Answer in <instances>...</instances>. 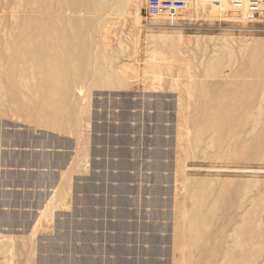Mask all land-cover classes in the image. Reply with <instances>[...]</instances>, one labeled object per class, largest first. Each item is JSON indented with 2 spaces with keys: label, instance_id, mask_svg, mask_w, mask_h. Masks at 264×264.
<instances>
[{
  "label": "rangeland",
  "instance_id": "1",
  "mask_svg": "<svg viewBox=\"0 0 264 264\" xmlns=\"http://www.w3.org/2000/svg\"><path fill=\"white\" fill-rule=\"evenodd\" d=\"M144 3L140 0L139 26L131 21L118 25L111 16L102 21L111 31L109 47L99 48L96 35L99 50L93 48L84 58L82 76L75 80L80 84L71 80L63 87L70 89L65 98L72 97L79 112L74 131L60 132L36 121L44 97L35 91L44 86L25 92V99H32L29 110L10 111L8 99L0 109V264H240L236 249L221 257L224 243L234 245L235 239H220L217 232L227 223L231 231L248 207L264 206V135L259 132L264 82L246 120L259 116L262 125L252 131L237 120V104L248 95L242 82L250 83L248 92L259 79L243 74L251 52L246 46L256 39L264 42V28L229 16L208 21L194 12H183L178 27H168L167 18L145 17ZM229 7L228 14H234ZM1 28L0 23V34ZM162 32L183 34L186 43L155 44L148 38ZM83 39L93 41L89 35ZM150 51L163 56L161 62ZM121 64L124 72L118 70ZM29 134L47 136L34 141ZM45 158L51 168L46 172L50 180L43 183L38 172ZM28 174L37 178L33 194L44 184L53 190L34 224L43 195L34 197L29 213L4 212L10 207L1 205L31 198L2 187L11 181L25 185ZM75 185L86 193H77L73 203ZM61 190H69L66 206L61 204L66 199L57 197ZM65 210L72 213L69 228L60 215ZM201 215L206 217L202 223ZM260 219L259 253L250 264H264V212ZM219 241L223 248L216 245Z\"/></svg>",
  "mask_w": 264,
  "mask_h": 264
},
{
  "label": "bare ground",
  "instance_id": "2",
  "mask_svg": "<svg viewBox=\"0 0 264 264\" xmlns=\"http://www.w3.org/2000/svg\"><path fill=\"white\" fill-rule=\"evenodd\" d=\"M146 2L147 0H145L144 8ZM196 2L197 0H192L183 9H181L182 11L181 10L177 11L174 17H169L164 10H161L153 17L158 19L167 18V21H169L168 23H166L168 27H178L177 25L179 23L180 18L185 16L183 12L189 15L194 12L193 13L194 16L201 15L205 17V19H207L208 21L220 22L223 20V17L226 18L228 16H229L228 19L230 20L232 19L234 21H238V20L244 21L245 19L246 21V18L244 17L243 13L240 12L236 13L238 12V10L235 11L234 14H230V15L228 14V10L230 9L229 5L233 7L230 0H218L217 2H212L210 0H202V1L198 0V2L197 3ZM195 3H196V7H195ZM210 3L215 5H212ZM139 7H140V0H3L0 1V13H1L0 23L2 24V28H1L2 34H0L2 36L0 40V109L4 108V106L7 105L6 100L8 99L10 101L8 102L10 111L23 113L24 110L26 109L29 110V106L31 105L30 103L32 99L31 101H29L30 98L29 100L25 99L27 97V94L25 92L27 91L29 92L30 90H32L33 86L34 88L44 86V88H40L38 89V91H35L39 94V96L44 97V99L39 102V103L42 102V104L38 106L37 109L38 111L35 110L37 116L36 121L38 123L44 122L45 126L50 127L54 130H58L60 132H64V131L72 132V130L74 131L77 124L76 121L74 122L75 120L74 118L75 115L78 114L79 112L78 113L76 112L75 114L74 104H72L71 102L73 101L71 100L72 97L70 99L65 98V95H68V93H70V89L68 90L69 91L68 92L66 87L65 88L63 87L67 85L71 80L73 82L81 78L82 76L81 73L83 72V65H84L83 60L86 57L88 58L90 57V53H92L91 50H93V48L98 49V47L97 48L95 47L96 45H98L99 42L101 44V46L99 45V48L102 47V45H104L105 48L109 47V44L111 43L110 42L111 38L108 37L110 30L107 31L108 25L106 26L104 23H102V21L106 20L107 17L111 16L112 18L117 19L116 21L118 25L123 26L126 24L127 21H131L133 26L135 25L139 26L140 25ZM6 11L8 13H6ZM114 24L116 25V23ZM159 25H162V23L160 24L158 23V26ZM112 30H114V28ZM156 33L155 34L149 33L150 36H148V38L150 37V40L153 39V43L155 44L175 46L181 44L182 42H185L182 37L183 34L179 35L176 32L175 33L173 32V34H165L163 32L159 34ZM85 34L89 35L90 39L92 37L93 41L91 40L88 41L86 39H83L84 36L86 37ZM98 34L101 37L99 42L98 40L97 41L95 40V37ZM110 35H111V31H110ZM113 36H115V34ZM97 38L98 37H96V39ZM257 40L258 39H256V41L246 46V48L249 47L251 49V52L248 58L247 65L245 66V69L243 71L244 72L243 74L250 72L252 74H249V76L257 77L259 79L253 81V87L248 92L246 91L247 90L246 85L250 83H248V80L242 82L243 84L242 86H245L244 93L248 95H246L247 99L237 104L239 109V115H237L238 117L237 120H239V122L237 121L238 124L241 127L247 124L248 126H250L249 129L252 131H255L258 128V125L260 124L259 120L261 118L259 116L254 117L252 118L251 123L246 122V120L252 116L250 111L255 107L254 104H256L255 103L257 99L256 92L260 88L261 85L260 83L264 82V56H263L264 42ZM117 42L119 43V41ZM105 48L102 49H104L105 51ZM101 52L103 54V51ZM149 53H151V51ZM154 54L151 53L152 57L155 56L157 57L158 54L155 56ZM99 56H101V54H99ZM149 57L150 56L148 55L147 58ZM159 57H163V56H159ZM162 59L163 58H161V60ZM159 61L160 58L158 62ZM163 62H165L164 59ZM123 64L125 65V63ZM123 64H121L118 67V70L121 72H124ZM86 67L89 68V66L87 65ZM88 71L89 69L84 70V73L85 74L86 72L89 73ZM206 73L207 71H205V74ZM85 81L86 80H84V82ZM76 83L79 82L77 81ZM87 83L85 85H87ZM85 85H84V89L86 87ZM77 89H76L77 92L82 91L81 88H77ZM261 93L263 96L264 91ZM23 99H25L24 102H21V100ZM259 108L260 105L257 107V109ZM259 114L261 115V113ZM258 117L259 120H257ZM77 118H79V115ZM79 122L80 121H78V124ZM259 128H260L259 132L262 135H264V124L261 127L259 126ZM249 134L251 135V132ZM258 134L259 133H257L256 135ZM182 136H183L182 133H180L179 140L182 138ZM257 138L256 141H258ZM259 139L261 140V138ZM263 142H261L260 144H262ZM250 144L252 146L253 142ZM255 144L258 143L255 142L254 145ZM254 155L255 154H253V156L252 155L250 156L252 157L251 161L254 158ZM231 171H233L232 168ZM186 176L188 175L186 174ZM246 191L248 192V190ZM262 212H264L263 205L261 206L260 204H258L254 207L252 205L247 209H245L244 212H240L241 215H239L237 222L234 223L235 219L230 220V222L235 224L233 225L231 231L228 232V228H227L229 226L228 223L225 224V226L222 225L219 227L220 229L218 230L217 234H219L220 239L223 240H225L226 238L235 239L233 243L234 245L230 246L229 245L230 243H228L227 241L226 243H224L225 248L222 249L220 252L221 254L223 253L221 257L228 256V253L230 251L236 249L239 254L238 261L240 262V264H250V262L253 261L254 259L253 257L259 253L258 250V246H260L259 239L262 237V225L260 219ZM205 218L206 217L204 215H201V217L198 219L202 223L205 221ZM195 220L197 219H194V222L191 223V226H195ZM224 244L222 243V245ZM216 245L218 247L219 246L222 247L220 241L217 242Z\"/></svg>",
  "mask_w": 264,
  "mask_h": 264
},
{
  "label": "crops",
  "instance_id": "3",
  "mask_svg": "<svg viewBox=\"0 0 264 264\" xmlns=\"http://www.w3.org/2000/svg\"><path fill=\"white\" fill-rule=\"evenodd\" d=\"M46 136H47L46 134H44V135H38V136H34L32 134L27 135L28 138H34L33 139L34 141H40V139L45 140ZM48 136H51V135H48ZM11 138H13V137L11 136ZM35 138H37V139H35ZM8 139H9V136L6 135V140H8ZM14 146L16 148L17 145H12L11 147H14ZM25 149L27 150V148H25ZM36 149L37 148H32V150H36ZM39 164H41L40 165L41 167H39V168H42V171H39L38 172V174H39L38 180H42L43 183H45L46 181L50 180V178H48L49 173L46 175V172H48L47 169L48 168H51V166L48 165L49 164V161L47 160V158H45L44 161L42 163L40 162ZM21 166H23V165H21ZM28 167H32V166L31 165H28L24 169H28ZM33 171H35V170H33ZM26 175L27 174H25L23 176H26ZM60 176H61V171H60V174H58L57 181L59 180ZM28 178L29 179L27 180V183L25 185H20V184H18V185L15 184L14 185L15 182H12L11 181L10 183H6L2 187L4 188V190H6L8 192L9 191H15L13 194H17L18 197L19 196H22L23 194H26L27 195V198L30 197V196H31V198L30 199L28 198L26 200L27 202L22 201L20 199L18 201H13V202H10V203L7 202V201H3L1 203V205L10 207V209L3 207L2 208V211H4V212L14 211L17 214H22L23 212L29 213L30 211H28L29 209L27 210V208L33 207V205H35V198L34 197H36V196L37 197L38 196L40 197V196L43 195L46 198H45L44 202L41 204V206H40V208H39V210L37 212V217L32 222L34 224L36 222V219H38L39 214H41L40 212L44 210L45 201L47 202V200L51 196V193H52L53 190H51V185L44 184V185H42V187L40 189H37V191L39 192V194L38 195H35V194H33V192H34V188H36V181H37L36 175H31L30 176V174H28ZM84 184H85V182H84ZM79 188L80 187H78V186L75 185L74 188H73V190H72V192H73V203H76V200L75 199L79 198L78 195H76L77 193H80V192L86 193V189H81V188L79 189ZM94 190H92L91 193H95L96 190L95 191ZM68 193H69V190H67L66 193L65 192L63 193V191L61 190V192L57 195V197H59L61 199L62 198H65L66 199L65 203H64V200H63V202L61 200V204L63 206H66L67 204H69V196H68ZM32 199H33V201H32ZM16 207H18V209H16ZM74 211H75V209H74ZM60 215H64L67 218V220L65 221V223H66L65 228H69L71 226V223L70 222H71V218H72L71 217L72 216L71 211L70 210H65V211L61 212ZM41 228H44V227H41Z\"/></svg>",
  "mask_w": 264,
  "mask_h": 264
},
{
  "label": "built area",
  "instance_id": "4",
  "mask_svg": "<svg viewBox=\"0 0 264 264\" xmlns=\"http://www.w3.org/2000/svg\"><path fill=\"white\" fill-rule=\"evenodd\" d=\"M192 0H147L143 14L152 18L161 10H164L169 17H174L176 12L183 9ZM217 2L218 0H210ZM233 8L242 12L249 23L259 22L264 28V0H230ZM262 28V29H263Z\"/></svg>",
  "mask_w": 264,
  "mask_h": 264
}]
</instances>
